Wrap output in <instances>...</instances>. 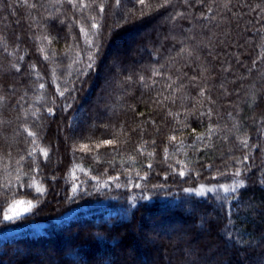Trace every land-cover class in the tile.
<instances>
[{
    "label": "trees",
    "instance_id": "1",
    "mask_svg": "<svg viewBox=\"0 0 264 264\" xmlns=\"http://www.w3.org/2000/svg\"><path fill=\"white\" fill-rule=\"evenodd\" d=\"M75 3L0 0V264H264V0Z\"/></svg>",
    "mask_w": 264,
    "mask_h": 264
},
{
    "label": "snow or ice",
    "instance_id": "2",
    "mask_svg": "<svg viewBox=\"0 0 264 264\" xmlns=\"http://www.w3.org/2000/svg\"><path fill=\"white\" fill-rule=\"evenodd\" d=\"M25 2H26V0H25ZM68 2H69V3H72L74 7L76 6L75 0H68ZM119 2H120V0H117V3H119ZM138 2H139V4H141V5H144V4H145V0H138ZM167 2H168V0H165V3H167ZM79 6H80V7H85L86 5H84L83 3H81ZM103 10H104L103 7H101L100 11L103 12ZM91 27H92L93 29H96L98 26H97V24L93 23V24L91 25ZM81 32H82V33L84 32V29H83V28H81ZM91 45H92V42L89 41V46L91 47ZM89 60H90V61L92 60V57H91V56L89 57ZM88 67L91 68V67H92V64L89 63V64H88ZM40 87L43 88L44 85L41 84ZM60 94L63 95L62 92H61ZM201 94H203V93H201ZM48 112H49V114H52V110H51V109H48ZM210 130H211V129H210ZM25 131L27 132L28 136H30V137H35V136H36V133H34V132L28 130L27 128L25 129ZM198 138H199V137H198ZM170 139H171V140H175V137H171ZM32 143H34V144L36 143L35 139H33ZM103 143H104L105 145H109V144H112L113 141H103ZM242 143H243L245 146H247V140L242 141ZM86 147H87L86 145L82 146V148H86ZM97 147H99V145H98ZM33 151H35V149H34ZM41 152H42L45 156H47V151H46L45 149H41ZM30 154H31V153H30ZM149 166H151V165H149ZM183 174H184L183 172L180 173V175H183ZM239 174H240L239 171H237V172L235 173V175H239ZM239 186H240V185H239V183H238V184H237V187H239ZM222 187H223V186H222ZM36 190H37L38 192H40L41 194L44 192V189H43L42 187H38ZM227 190H228V189H225V191H227ZM17 203H18V204H22V203H24V202H23V201H18ZM31 208H32V204H31V202H28V203H27V207L24 208L23 211H28V210H30ZM20 214H21V213H19V212L15 213L16 216H18V215H20ZM13 218H14V217H13V216H10V215H5V216H4V219H5V220H11V219H13Z\"/></svg>",
    "mask_w": 264,
    "mask_h": 264
},
{
    "label": "rangeland",
    "instance_id": "3",
    "mask_svg": "<svg viewBox=\"0 0 264 264\" xmlns=\"http://www.w3.org/2000/svg\"><path fill=\"white\" fill-rule=\"evenodd\" d=\"M206 189L207 188H204V187L200 186L199 188H196V189L192 190V192L195 193V194H203L204 190L206 191ZM26 207H27V203L24 202L22 204H18L16 202L12 206L7 208V210L5 211V215H10V216H13L14 218L21 217V216L26 215L27 213H29V210L28 211H23V209L26 208ZM17 212H19L21 214L16 216L15 213H17ZM34 229H36V227Z\"/></svg>",
    "mask_w": 264,
    "mask_h": 264
}]
</instances>
